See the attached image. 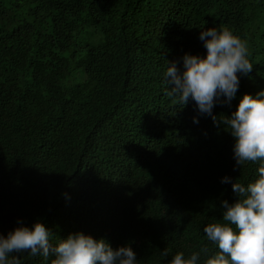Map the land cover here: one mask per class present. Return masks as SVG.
<instances>
[{"label": "trees", "instance_id": "1", "mask_svg": "<svg viewBox=\"0 0 264 264\" xmlns=\"http://www.w3.org/2000/svg\"><path fill=\"white\" fill-rule=\"evenodd\" d=\"M221 25L253 64L212 110L230 116L264 90V0H0V234L38 219L53 246L82 232L128 244L138 264L216 250L203 228L236 200L222 178L246 186L264 161L239 168L227 126L174 105L163 81Z\"/></svg>", "mask_w": 264, "mask_h": 264}, {"label": "clouds", "instance_id": "2", "mask_svg": "<svg viewBox=\"0 0 264 264\" xmlns=\"http://www.w3.org/2000/svg\"><path fill=\"white\" fill-rule=\"evenodd\" d=\"M200 39L205 55L185 53L182 69L174 61L167 64L164 95L179 108L191 99L200 114L211 116L218 127L226 125L224 130L234 138L233 153L239 168L247 162L264 161V90L255 96L244 93L230 116H217L212 111L217 102L230 105L238 91V74L252 71L247 38L221 25L201 31ZM193 121L198 123L195 117ZM221 182L232 183L236 200L221 201L222 218L203 228L206 240L216 250L205 245L188 256L177 251L164 264H198L202 256V264H264V163L258 168V177L246 186L227 176ZM21 253L45 259L52 256L51 264H138L128 244L113 248L104 238L82 232L70 233L53 246L49 230L38 219L31 227L19 223L6 236L0 234V264H21ZM160 255L167 256L168 250Z\"/></svg>", "mask_w": 264, "mask_h": 264}]
</instances>
